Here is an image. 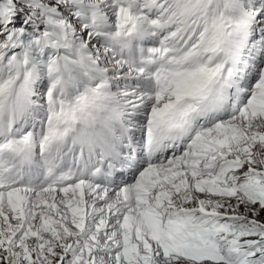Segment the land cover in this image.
Returning <instances> with one entry per match:
<instances>
[{
	"label": "snow or ice",
	"instance_id": "snow-or-ice-1",
	"mask_svg": "<svg viewBox=\"0 0 264 264\" xmlns=\"http://www.w3.org/2000/svg\"><path fill=\"white\" fill-rule=\"evenodd\" d=\"M0 264H264V0H0Z\"/></svg>",
	"mask_w": 264,
	"mask_h": 264
}]
</instances>
